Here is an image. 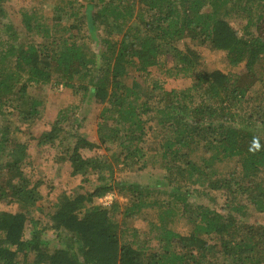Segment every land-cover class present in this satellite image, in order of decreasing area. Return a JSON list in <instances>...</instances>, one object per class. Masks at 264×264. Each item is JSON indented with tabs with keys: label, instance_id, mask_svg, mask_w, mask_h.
<instances>
[{
	"label": "trees",
	"instance_id": "trees-1",
	"mask_svg": "<svg viewBox=\"0 0 264 264\" xmlns=\"http://www.w3.org/2000/svg\"><path fill=\"white\" fill-rule=\"evenodd\" d=\"M46 2L43 23L27 11L15 23L0 0V264H264V0ZM53 77L74 99L38 144L96 182L40 204L9 117L39 119L34 93ZM87 103L96 141L80 134ZM119 169L158 181L125 184Z\"/></svg>",
	"mask_w": 264,
	"mask_h": 264
},
{
	"label": "rangeland",
	"instance_id": "rangeland-1",
	"mask_svg": "<svg viewBox=\"0 0 264 264\" xmlns=\"http://www.w3.org/2000/svg\"><path fill=\"white\" fill-rule=\"evenodd\" d=\"M46 1L48 0H6L5 5L9 11L10 19L15 23L19 22L18 11L33 13L35 18L43 23L44 18L49 17L52 8V6H50L51 4ZM234 26L235 28H239L235 24ZM185 42L189 46L199 50L201 59L208 68H222V55L220 52L211 51L204 45L200 46L188 40H185ZM179 44L181 46V43ZM237 71L239 73L243 72L241 67H239ZM175 85L184 87L185 83L179 79L173 81L170 78V80H166L167 89H170ZM256 90L260 91L259 87ZM34 95L36 98L40 99L44 105L41 117L28 123V125L18 122L15 117H9V120L12 118L14 125L11 123V126L14 127V136L25 146V152L27 155V157L19 163L20 170H22L33 182L40 181V186L38 188V192L41 195L40 204L54 201L55 196L60 192V189L76 188L78 185H81L84 189H91L96 182L95 175L87 174L83 178L79 176L71 178L69 176L70 169L67 163L63 166H59L54 161L56 158L55 151L48 146H39L38 144L42 138V133L48 130L49 124L55 119L61 104L72 102L74 99L73 96L65 88H60L58 82L54 81V77L50 85L40 87L39 91H35ZM99 109L100 106L93 103H87L86 107H84L83 112L87 115V120L83 123L80 134L90 141L97 140L95 119ZM97 152L98 154L103 153L100 149L97 151L86 152L85 154L90 156ZM114 177L116 180L122 181L123 183L125 182V184H127L128 181H136L144 184H154L158 181V177H154L151 173L139 172L136 171V169H119L115 172ZM156 178L157 180H155ZM211 194L216 198L217 204L222 202L223 198L220 193L212 192ZM118 197L121 201L125 200L121 196ZM0 208H3V206L0 205ZM6 209L13 212L14 206L8 205L6 206ZM134 226L137 225L134 223ZM172 228L181 235L187 234L189 230L188 225L180 219L175 221Z\"/></svg>",
	"mask_w": 264,
	"mask_h": 264
},
{
	"label": "built area",
	"instance_id": "built-area-1",
	"mask_svg": "<svg viewBox=\"0 0 264 264\" xmlns=\"http://www.w3.org/2000/svg\"><path fill=\"white\" fill-rule=\"evenodd\" d=\"M61 88V86H59ZM115 197L114 192H108L101 199L100 202L104 205L110 204L111 200Z\"/></svg>",
	"mask_w": 264,
	"mask_h": 264
}]
</instances>
